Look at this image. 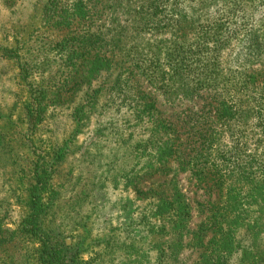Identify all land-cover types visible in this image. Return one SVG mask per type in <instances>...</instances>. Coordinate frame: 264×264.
I'll list each match as a JSON object with an SVG mask.
<instances>
[{
    "label": "trees",
    "instance_id": "1",
    "mask_svg": "<svg viewBox=\"0 0 264 264\" xmlns=\"http://www.w3.org/2000/svg\"><path fill=\"white\" fill-rule=\"evenodd\" d=\"M180 1L44 0L40 23L50 34L52 61L36 63L16 34L0 45V58L16 67L21 93L12 105L21 127L0 132V149L11 153L20 136L32 149L19 164L12 162L17 201L26 215L13 230L0 221L1 264L6 262L1 255L17 243L30 246L33 264H80V250L67 246L49 217L57 195L52 179L70 152L36 135L48 111L65 105L74 123L70 138L81 134L102 98L103 105L116 98L119 105L130 104L136 125L146 131L134 146L143 164L128 181L137 198L150 204L144 218L152 224L153 264H175L187 248L198 252L194 264H264V70L243 72L235 94L227 93L216 58L228 36L217 22L205 30L188 21ZM197 1L202 8L216 2ZM145 35L155 41L138 44ZM141 79L200 103L188 108L181 124L164 118L139 86ZM177 170L189 172L205 193L218 194L208 206L200 205L206 216L194 230L187 228L190 205L184 195L167 188L175 176L140 189L145 178Z\"/></svg>",
    "mask_w": 264,
    "mask_h": 264
},
{
    "label": "rangeland",
    "instance_id": "2",
    "mask_svg": "<svg viewBox=\"0 0 264 264\" xmlns=\"http://www.w3.org/2000/svg\"><path fill=\"white\" fill-rule=\"evenodd\" d=\"M42 1L0 0V45H7V39H11L13 34L19 35L27 43L31 58L40 65H47L53 54L48 49L50 34L40 23ZM263 2L216 0L213 5L202 8L198 7L197 0L180 1L184 9L182 14H186L188 21L191 20L195 26H206L205 30L217 22L220 33L228 36L225 50L216 58L218 73L227 79L223 85L227 93L235 94L233 85L243 72L264 70ZM227 36L221 37L226 39ZM141 39H137V43L152 44L155 41L150 36ZM6 61L0 58V132L21 127L18 110L12 111L15 100L21 96L18 73L16 67ZM140 85L156 103L162 116L179 124L188 110H194L200 103H188L169 95L157 85L147 84L144 79L140 80ZM105 99H100L97 113L81 134L70 138L74 123L65 105L48 111L46 122L36 135L40 142L50 140L57 147L65 146L70 152L52 179L57 195L49 217L62 232L67 246L72 244L80 250V264H153L155 255L150 250L152 224L144 218L150 204L146 198H139V201L131 190L133 181L131 178L128 181L143 164L134 146L144 138L146 131L142 124L136 125L130 104L119 105L120 100L116 98L103 105ZM9 118L11 125L7 121ZM10 147L11 153L5 148L0 149V221L13 230L26 215V209L17 201L20 188L17 187L16 176L12 175V162L21 160L32 149L30 142L21 136L12 141ZM171 176L175 177L167 188L172 193L177 189L184 195L190 205L187 228L194 230L206 216L200 205L208 206L218 198V194L208 190L205 193L189 172L178 170L168 177H147L140 189L146 191L156 183L167 184ZM164 188L166 185L161 187L162 190ZM29 250V245L17 243L7 248L1 255L2 260H6L4 264H33L28 257ZM197 257L196 250L187 248L176 256L175 264H194Z\"/></svg>",
    "mask_w": 264,
    "mask_h": 264
}]
</instances>
